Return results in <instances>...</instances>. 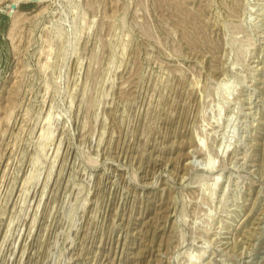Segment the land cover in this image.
I'll use <instances>...</instances> for the list:
<instances>
[{
  "label": "rangeland",
  "instance_id": "rangeland-1",
  "mask_svg": "<svg viewBox=\"0 0 264 264\" xmlns=\"http://www.w3.org/2000/svg\"><path fill=\"white\" fill-rule=\"evenodd\" d=\"M0 264H264V0H0Z\"/></svg>",
  "mask_w": 264,
  "mask_h": 264
},
{
  "label": "water",
  "instance_id": "water-1",
  "mask_svg": "<svg viewBox=\"0 0 264 264\" xmlns=\"http://www.w3.org/2000/svg\"><path fill=\"white\" fill-rule=\"evenodd\" d=\"M14 8H15V4H11L10 9H14Z\"/></svg>",
  "mask_w": 264,
  "mask_h": 264
}]
</instances>
